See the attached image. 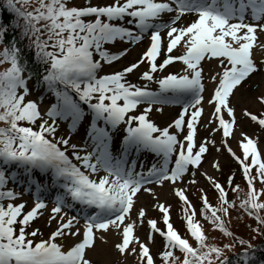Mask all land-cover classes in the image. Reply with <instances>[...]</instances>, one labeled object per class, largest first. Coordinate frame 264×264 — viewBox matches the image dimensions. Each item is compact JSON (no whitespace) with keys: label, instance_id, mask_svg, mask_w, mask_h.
Segmentation results:
<instances>
[{"label":"snow or ice","instance_id":"snow-or-ice-1","mask_svg":"<svg viewBox=\"0 0 264 264\" xmlns=\"http://www.w3.org/2000/svg\"><path fill=\"white\" fill-rule=\"evenodd\" d=\"M261 36L264 0H85V6H68L67 0H2L0 65L7 66L0 68V264H93L88 251L97 240L106 243L110 231L118 237L114 251L133 257L135 264H264V245L252 244L229 227L236 211L238 223L246 215L256 222L251 232L264 236L259 137L241 131V155L228 143L236 136L237 103L248 89L264 86V58L253 55L264 49ZM145 37L148 43L137 59L98 74ZM117 42L127 47H106ZM177 49L180 54H173ZM177 62L179 71H167ZM142 64L146 69L137 77L142 83L129 82ZM257 73L260 81L247 85L234 103L237 91ZM206 78L214 85L207 99ZM34 93L36 98L28 99ZM255 99L264 108V93ZM205 104L210 110L206 119ZM164 105H179L180 110L160 127L149 113H162ZM241 118L264 132V111L243 107ZM58 122L66 124L67 135L57 136ZM200 127L207 135L197 143ZM76 134L82 143L71 142ZM209 146L217 153L222 147L239 165L247 189L243 199H229V191H242L233 185L235 173L226 177L225 187L200 171ZM149 154L155 159L146 165L140 156ZM210 167L221 170L218 159ZM197 172L216 201L211 203L199 189L200 217L231 243L208 242L187 188L178 186L195 185ZM10 182L32 195L28 210L24 201L12 202L22 193L8 187ZM166 183L181 202L185 230L195 247L170 222L171 206L159 201L152 187ZM141 192L157 201L152 208L161 213L164 225L147 219L144 240L136 230L145 222L146 209L132 214ZM46 199L53 205L47 227L53 220L56 226L46 239H36L44 234L32 224L47 207ZM157 234L162 246L154 256L150 245ZM65 237L71 238L67 246ZM236 244L242 246L239 253L233 252Z\"/></svg>","mask_w":264,"mask_h":264},{"label":"rangeland","instance_id":"rangeland-1","mask_svg":"<svg viewBox=\"0 0 264 264\" xmlns=\"http://www.w3.org/2000/svg\"><path fill=\"white\" fill-rule=\"evenodd\" d=\"M80 1L77 0L76 3H79ZM110 0H91V3L93 4H103L108 3ZM189 18L185 17L184 20L187 21ZM260 39L264 41V36H261ZM148 41L147 37L145 39L138 43L135 46L131 47L130 52L122 59H120L118 62L114 63L111 66L105 65L100 73L98 74H104L111 72L113 70L119 69L122 66L127 65L129 62L134 61L138 58L139 54L142 52V50L146 47ZM112 50H116L122 47H127V45L121 44L120 42H117L114 46H108ZM173 54H180V49L174 50ZM253 55L256 57L257 60H260L264 58V49H255ZM208 65L205 64V68L207 69ZM146 69V65L142 64L137 72H134L133 74L128 76L129 82H136V83H142L138 80V74L139 72H142ZM180 64L177 62L173 66L169 67L167 71H179ZM261 75L259 73L254 74L250 77L249 80L245 82V86L242 87L237 91L236 96L233 97V102L236 103L237 99L241 96L242 93H245V90L247 88V85L253 84L255 82L260 81ZM206 90H205V98L207 99L209 97V93L213 89L214 85L206 78ZM152 89L154 90L156 88L155 84H151ZM259 93H264V86H262L259 89H248L246 92L245 99L242 103H237L236 106V116H237V129H236V136L232 139H229L228 143L230 147L233 149V151L239 155H241V150L238 147V139H239V133L241 131L247 133L250 137L251 136H258L259 137V148L262 153H264V132L259 131L258 126L255 122H251L248 118H241V112L242 108L246 107L249 111L253 113H260L264 111V108H261V106L256 102V95ZM30 98H35V93L32 96H29ZM47 103V98H45V104ZM45 104H41V109L43 110L45 107ZM155 107H161L160 105H156ZM143 106H141L142 110ZM205 111H204V119H206L209 115V108L205 104L204 105ZM180 106L179 105H164L163 106V112L159 113L156 112L155 109H153L152 112L149 113V118L153 120L154 123L157 124V126L163 127L166 126L167 123L171 121V119L175 118V116L179 113ZM204 119L201 120V125L204 122ZM60 124V127L58 131H60L63 135H67L66 130V124L62 122H58ZM207 135V132L203 129V127L198 128V134H197V143L203 140V138ZM215 139L219 143L220 140V133L215 134ZM72 143L80 144L82 143L81 137L79 134H76L72 137ZM237 147V148H236ZM238 150V151H237ZM70 154V153H69ZM155 158L149 155H141L140 160L144 161L147 165L148 163H151ZM213 159H218L221 165V170L219 172L215 171L210 167V161ZM139 167V165H137ZM238 169V172L241 175L239 165L236 163L235 160L229 155V153L224 150L221 147V150L219 153L216 152L215 148L209 146V153L205 156L204 162L201 165L200 171H206L209 175L215 176L222 184H225V179L230 173H235V177L233 180V185H239L240 191L239 193H233L229 191V199H236L237 196H239L240 199H243L245 197L246 193V186H243V182L240 178H238L240 175L236 171ZM140 170V167L138 171ZM187 179V178H186ZM196 184L195 185H178L181 187L187 188V196L189 200L195 205L197 209V214L195 216V219L200 220V191L199 189L203 188L204 191L208 193L209 201L215 202V196L212 193V188L209 186L208 182L205 180L203 176L197 172L196 174ZM9 187H15L16 191L21 192L22 195L14 200L13 202L19 203L22 201L25 202V211L28 210L33 205V197L30 193H24L23 188L19 185H10ZM154 188V191L156 192L157 196L159 197V201L164 202L165 205H170V222L173 224V226L181 233L185 230V225L182 220V205L181 202L178 200L177 197L174 196V194L171 192V187L169 184H165L163 187L160 186H152ZM225 187H228L227 184H225ZM255 187L257 189H260L261 185L259 182H256ZM259 200L264 201V195H261L259 197ZM157 201L153 199V197L148 194L141 192L136 197V203L135 208L133 209V217H135L136 210L140 207H144L146 209V216L144 218V224L143 226H137L136 234L142 239H145V235L147 232V219H157L158 225L161 222V213L157 210L152 208V204L156 203ZM47 207L45 209H42V215L37 218V224L38 226L41 225V231L43 232V237L39 236V238H47L50 231L53 230L56 226V221H52V227H47V217L50 215V209L53 206L50 199H46ZM74 212H68V215H73ZM83 221H81L82 225ZM183 235V234H182ZM118 237L116 234L112 231L107 233V242L102 243L100 240L96 241V248L93 250L88 251L87 255L88 258L93 261V264H135L133 257H121L118 253H116L113 249V245L115 242H117ZM71 242L70 237L64 238L65 246H67ZM162 246V238L157 234L155 235V243L150 245L151 252L155 256L157 252L160 250ZM176 254V253H175Z\"/></svg>","mask_w":264,"mask_h":264},{"label":"trees","instance_id":"trees-1","mask_svg":"<svg viewBox=\"0 0 264 264\" xmlns=\"http://www.w3.org/2000/svg\"><path fill=\"white\" fill-rule=\"evenodd\" d=\"M0 3H2V0H0ZM5 19L8 18L7 13H4ZM5 42H7V36L5 37ZM3 45H0V48H2ZM0 126H4L3 122H0ZM237 215L238 213L236 211L232 212V222L229 225L230 229L237 233L239 236L249 239L252 244L255 245H264V236H259L251 232L250 228L251 227H256V222L253 219L248 218L246 215L240 217L243 220V223H238L237 222ZM261 215H264V210H262ZM203 231L205 232L206 236L208 237V242L209 243H217L220 244L222 242H227L231 243V240L225 239L222 234L218 230H213L212 226L205 221L203 225ZM254 237V238H253ZM191 243L195 247V243L192 241L191 238ZM241 245L236 244L235 247L233 248V252L239 253L241 251ZM229 257L232 256V253L229 252L227 253ZM257 255L260 256L261 253L257 252Z\"/></svg>","mask_w":264,"mask_h":264}]
</instances>
